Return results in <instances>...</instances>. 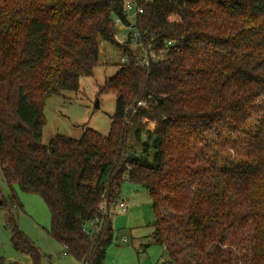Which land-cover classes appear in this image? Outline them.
<instances>
[{"label":"trees","instance_id":"1","mask_svg":"<svg viewBox=\"0 0 264 264\" xmlns=\"http://www.w3.org/2000/svg\"><path fill=\"white\" fill-rule=\"evenodd\" d=\"M127 0H0V172L40 194L51 235L82 264H104L127 176L150 194L166 264H264V0H135L150 66L117 39ZM128 57L99 91L116 93L110 130L43 141L44 104L92 75L100 41ZM123 55V56H124ZM152 123L153 127L148 125ZM14 247L40 264L0 195ZM0 264H20L0 255Z\"/></svg>","mask_w":264,"mask_h":264},{"label":"rangeland","instance_id":"2","mask_svg":"<svg viewBox=\"0 0 264 264\" xmlns=\"http://www.w3.org/2000/svg\"><path fill=\"white\" fill-rule=\"evenodd\" d=\"M125 30L117 26V39ZM123 50L106 39L100 41L98 62L92 75H82L78 90H63L50 95L44 104L46 124L43 141L47 143L57 134L80 137L85 128L107 134L116 109V93L99 91L106 79L116 74L122 62ZM99 102V106H96ZM149 127H153L150 123ZM0 195L15 196L22 209L12 208L19 227L41 252L40 264H82L50 233L51 212L43 197L26 192L18 184L11 188L0 172ZM128 209L111 214L114 235L107 248L104 264H166V248L152 239L156 214L149 192L127 176L122 183L119 201ZM8 208L0 206V255L20 264H32L29 254L17 250L11 242L12 232L6 223ZM127 239L124 240L123 238Z\"/></svg>","mask_w":264,"mask_h":264},{"label":"built area","instance_id":"3","mask_svg":"<svg viewBox=\"0 0 264 264\" xmlns=\"http://www.w3.org/2000/svg\"><path fill=\"white\" fill-rule=\"evenodd\" d=\"M125 8L129 22L124 23L120 19L115 20L116 25H121L125 30V34L119 42L128 44L132 48L141 47L138 63L142 66H150L153 63L163 60L166 52L165 47L172 45L173 40H168L163 48H153L151 44L144 41L143 32L136 23V17L143 12L142 6L135 0H127ZM132 16L135 17V20L130 19ZM127 60L128 57L124 55L122 62H126ZM127 209L128 205L124 200L118 201L114 209L109 207L106 201H102L99 215L87 221L84 224V230L91 233L99 232L103 228L104 217H108L114 212H122ZM123 239L126 240L127 238L124 237Z\"/></svg>","mask_w":264,"mask_h":264},{"label":"crops","instance_id":"4","mask_svg":"<svg viewBox=\"0 0 264 264\" xmlns=\"http://www.w3.org/2000/svg\"><path fill=\"white\" fill-rule=\"evenodd\" d=\"M130 19H132V20H135V17L134 16H132ZM120 40V39H119Z\"/></svg>","mask_w":264,"mask_h":264},{"label":"water","instance_id":"5","mask_svg":"<svg viewBox=\"0 0 264 264\" xmlns=\"http://www.w3.org/2000/svg\"><path fill=\"white\" fill-rule=\"evenodd\" d=\"M96 106H99V102H97Z\"/></svg>","mask_w":264,"mask_h":264}]
</instances>
